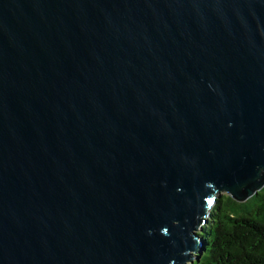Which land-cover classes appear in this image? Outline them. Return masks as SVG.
<instances>
[{"label":"water","instance_id":"obj_1","mask_svg":"<svg viewBox=\"0 0 264 264\" xmlns=\"http://www.w3.org/2000/svg\"><path fill=\"white\" fill-rule=\"evenodd\" d=\"M263 187L264 0H0V264H186Z\"/></svg>","mask_w":264,"mask_h":264},{"label":"trees","instance_id":"obj_2","mask_svg":"<svg viewBox=\"0 0 264 264\" xmlns=\"http://www.w3.org/2000/svg\"><path fill=\"white\" fill-rule=\"evenodd\" d=\"M190 264H264V187L241 203L215 195Z\"/></svg>","mask_w":264,"mask_h":264},{"label":"rangeland","instance_id":"obj_3","mask_svg":"<svg viewBox=\"0 0 264 264\" xmlns=\"http://www.w3.org/2000/svg\"><path fill=\"white\" fill-rule=\"evenodd\" d=\"M222 194H227V193H224V192H223V193H221L220 195H222ZM251 198H252V197H251ZM249 199H250V198H249ZM249 199H248V200H249ZM248 200H246V201H248ZM246 201H243V202H241V203H244V202H246ZM194 254H195V253L192 252L191 255H194ZM186 264H190V262H187Z\"/></svg>","mask_w":264,"mask_h":264}]
</instances>
